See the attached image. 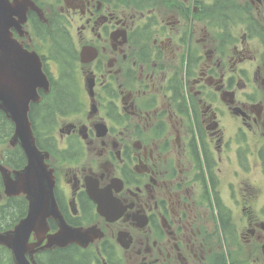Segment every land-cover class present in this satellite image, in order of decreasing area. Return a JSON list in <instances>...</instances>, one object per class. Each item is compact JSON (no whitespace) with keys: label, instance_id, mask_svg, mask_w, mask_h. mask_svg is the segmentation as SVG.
<instances>
[{"label":"flooded vegetation","instance_id":"flooded-vegetation-1","mask_svg":"<svg viewBox=\"0 0 264 264\" xmlns=\"http://www.w3.org/2000/svg\"><path fill=\"white\" fill-rule=\"evenodd\" d=\"M211 3L194 22L169 14L170 27L163 26L156 47L143 43L148 34L143 14L125 10L122 15L114 0L46 5L54 23L61 15L80 20L88 39L84 46L97 51L84 73L95 77L93 102L89 97L77 110L55 114L60 137L45 141L61 216L71 227L90 230L80 242L51 249L53 259L68 249L70 264H226L218 255L225 226L229 234H239L244 256L245 246L257 245L252 264H264V217L251 213L250 202L245 205V180V229L216 217L214 191L219 194L223 160L211 146L216 139L220 154L232 150L227 157H237V136L242 135L245 178V140L264 139V0ZM197 4V10L204 7ZM25 29L24 35L13 29L15 37L42 55L31 15ZM116 32H127L128 40L122 43L125 36L115 37ZM186 57L196 68L191 83L199 104L192 116L196 132L186 122V138L181 131L173 141L163 119L186 120L171 108ZM53 66L57 74V62ZM229 119L234 133L227 136ZM204 146L215 163L206 159ZM263 149L264 142L258 150L262 163ZM58 231L51 219L49 232Z\"/></svg>","mask_w":264,"mask_h":264},{"label":"water","instance_id":"water-1","mask_svg":"<svg viewBox=\"0 0 264 264\" xmlns=\"http://www.w3.org/2000/svg\"><path fill=\"white\" fill-rule=\"evenodd\" d=\"M30 9L37 10L42 15L33 0H0V110L15 123L12 146L20 144L28 159V164L21 170L12 171L0 165L6 194H26L30 205L28 216L13 230L0 232V244L12 250L16 264H32L40 242L29 243L31 234L34 232L36 237L42 239L49 229L48 218H60L54 198L53 173L45 163L48 155L38 149L29 119L30 105L39 101V88L49 90V79L43 71L39 55L24 48L14 38L11 30L15 27L22 33ZM91 50L84 47L83 61L96 57V51ZM85 51H91L90 55L93 57L85 58ZM93 86V79H90L91 94ZM59 223L60 232L49 236L48 243L42 249L86 236L82 229L71 228L61 218ZM27 254L30 259H27ZM33 262L37 264L34 260Z\"/></svg>","mask_w":264,"mask_h":264},{"label":"rangeland","instance_id":"rangeland-1","mask_svg":"<svg viewBox=\"0 0 264 264\" xmlns=\"http://www.w3.org/2000/svg\"><path fill=\"white\" fill-rule=\"evenodd\" d=\"M116 2H120V0H114ZM52 2V0H48L47 3ZM58 9V8H57ZM129 10V8H126ZM167 11L168 14H176L177 18H179L180 15L176 13L175 7L172 4V0H163V3L160 4L158 8L159 17L161 19V24L158 26V33L156 37L161 33V29L164 25L168 26L167 23ZM167 14V15H168ZM146 15L143 14V17ZM197 14L195 13L192 15V18H195ZM182 20H187L185 17H182ZM65 20L68 22L70 32L72 34L73 40L75 41V45L77 50V56L80 57L79 51L83 45H85V42L88 40L86 37V34L83 32L81 27V22L77 18H75L73 15H66ZM170 27V26H169ZM36 44L38 45V48L40 51H44L46 49V46H49V43L52 44L51 39L49 41H45L43 39L36 38ZM201 52V50H200ZM107 55L110 58V54L107 53ZM171 55H175L174 53H171ZM109 58L107 60H109ZM80 62V61H79ZM171 63L173 65H176V61H172ZM52 70L56 73L55 66L51 67ZM91 68H89V65H83L81 64V67L79 68V79L81 81V87L83 89V99L89 100V96L86 92L85 84H84V73L90 71ZM156 90V89H155ZM157 91V90H156ZM195 88H192L191 84L188 85V90H186L187 93L194 92ZM90 109V104L87 106V110ZM87 110L84 111L87 112ZM60 121L63 119L59 118ZM182 117L177 118L173 116V118L170 119V117L166 116L165 119H163L164 127H167L166 135L173 141L176 140L177 134L181 135V131L184 135V138H186L187 133L185 132V124L186 120ZM232 119H229L228 121V128H227V136L234 133L233 125H232ZM55 135L60 137V134L58 130H55ZM207 139L210 138L209 133H206ZM211 139V138H210ZM238 139V154L237 157L233 153L231 157H227L231 154L232 150L230 152H222L221 154L218 152V146L219 142L216 139H211V146L213 148L214 155L218 158H220V167L222 168L221 173V191L222 197L226 204L231 208L233 222L238 227L239 231L245 229V219L246 216L249 214V212L245 211V213L242 211L243 207V198H244V180H245V205L246 203H251V213L252 214H261L262 211H260L261 206L264 204V159L263 163L261 162L259 156H258V150L261 144L264 142V139L262 136L258 135L254 138L246 139L245 140V178L241 166V161L243 157V137L242 135L237 136ZM2 144H0V153L2 152ZM264 156V155H263ZM5 200V199H4ZM0 201L1 197H0ZM263 214V213H262ZM226 250L228 252H233V257L237 259H246L252 261V259L244 256L241 253H238L241 251V246L232 244L229 246L228 243H226ZM258 250L257 245L252 246L249 248L248 246H245V255H248L249 257H254L257 255L256 251ZM250 251V253H249Z\"/></svg>","mask_w":264,"mask_h":264},{"label":"trees","instance_id":"trees-1","mask_svg":"<svg viewBox=\"0 0 264 264\" xmlns=\"http://www.w3.org/2000/svg\"><path fill=\"white\" fill-rule=\"evenodd\" d=\"M36 1L40 2V0H36ZM130 1L131 3H134L132 4V6L140 10H146L157 5L156 2L157 0H129L128 2ZM33 15L34 14H32V16ZM51 23L45 24L40 21L37 24L39 27L41 38L44 39L50 38L49 36L50 34L52 35L55 41L56 47L54 50L53 59L60 64V71H61L60 78L62 82L60 83L57 80H53L54 81L53 95L47 96L45 98L46 107L37 106L33 109L31 113V117L33 123L36 125L39 122L43 125L44 124L47 125L48 123L55 124V114L72 112L79 108L77 107L76 109L66 111L69 110L70 108L75 107L76 104H78L76 103V100L72 95L73 89L76 87V83H77V79H76L77 71L73 69V67L76 65V62L78 60V58L74 56L71 50L73 48V42L70 33L68 32V29L62 23L56 24L55 31L50 33L49 30L47 29L49 26L51 27L54 26V24ZM66 60L68 61V63L66 62ZM194 74H195L194 70L189 72V75H194ZM190 77L191 76H189V78ZM184 88H185L184 83H180L179 86L177 87L178 93H176L175 98L178 99L179 101H182L180 105H182L181 109L183 112L190 113L191 115H193L194 108L196 112H199V104L198 101L193 98V95H190L191 96L189 100L190 106L189 107L187 106L186 94L183 91ZM76 95L78 98L79 92H77ZM13 131H14L13 123L7 119V117L2 111H0V143H2V145L6 146L11 135L13 134ZM39 145L41 146L42 149H44L42 147L41 141H39ZM202 151L205 153L206 159L208 161H214V159L210 156V154H208L207 148L205 146L202 148ZM5 159L6 162L12 166V168L13 167L21 168L27 162L26 157L20 148H16L14 150H7V152L5 153ZM213 163H215V161ZM212 172L213 169H209V173L211 174ZM2 185H3L2 176L0 174V186ZM214 192L219 202L220 217L223 220H226L227 222L230 223L231 222L230 210L226 208L224 205H222L220 193L218 194L217 191ZM26 210H27V200L24 196L11 197L8 198L7 201H5V203L3 204L0 203V229L7 230L13 227L20 220V218H22L26 214ZM60 254H62L63 256H55L57 258L53 260L54 263L57 262L58 264L71 263V258H69L70 254L68 252V249L61 250ZM0 264H13L10 253H7L5 247L1 245H0Z\"/></svg>","mask_w":264,"mask_h":264},{"label":"bare ground","instance_id":"bare-ground-1","mask_svg":"<svg viewBox=\"0 0 264 264\" xmlns=\"http://www.w3.org/2000/svg\"><path fill=\"white\" fill-rule=\"evenodd\" d=\"M145 18V17H144ZM46 165L48 166V167H50V164H48L47 162H46ZM0 174L2 175V172L0 171Z\"/></svg>","mask_w":264,"mask_h":264}]
</instances>
